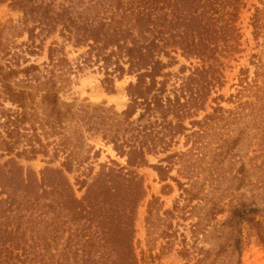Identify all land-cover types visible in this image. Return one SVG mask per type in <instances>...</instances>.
<instances>
[{"label": "trees", "instance_id": "1", "mask_svg": "<svg viewBox=\"0 0 264 264\" xmlns=\"http://www.w3.org/2000/svg\"><path fill=\"white\" fill-rule=\"evenodd\" d=\"M9 1L24 16L29 44L23 43L26 49L21 51L31 55L43 51L46 40L58 30L63 38L74 40L75 46H88L86 60L94 57L97 62H103L104 81L110 91H114L115 77L136 76V81L127 87L130 102L122 112L126 120L137 113L138 120L159 113L162 123H167L171 113L182 120L193 108L205 110L209 92L224 85V76L213 64L193 66L189 78L198 84L191 88V97L181 101V96L175 93L172 98L166 94L167 77L172 74L169 68L179 63L178 50L186 58L219 61V56L237 53L241 45L237 22L243 0H63L58 4L56 0ZM256 11L253 27L257 35L261 21L259 9ZM4 50L6 57H14L16 53L13 47L6 46ZM47 57L49 61L43 63L44 69L41 64H27V57L24 65L13 64L10 58L0 63L4 101L19 108L8 112L5 123L30 121L28 115L30 110L35 111L36 96L54 116L53 123H61L64 111L60 89L68 84L73 67L65 47L56 39L48 45ZM186 68L182 65L181 71ZM224 98L222 94L214 97L213 112L194 123L219 118L216 115L225 110L220 103ZM176 127L180 128L178 132L187 129L182 122ZM112 142L118 154L127 158V166L112 160L110 165L102 164L90 182L86 176L73 183L69 177L73 170L70 159L60 167H46L37 172L23 165L21 159H35L38 151L34 148L16 151L11 143L0 141V151L4 150L0 152V264L139 263L135 221L137 208L146 196V185L136 169L152 167L161 180L172 178L179 186L183 184L170 176L171 167L163 164L176 153L158 163H149L147 154L158 153L159 145L163 151L169 149V142L163 138L142 140L138 144L127 139L118 142V138ZM6 156L10 157L3 160ZM75 185H79L78 190L85 188L82 197L77 196ZM156 200L153 196L149 201V213ZM35 211L44 219L52 213L56 221L67 218L63 225L71 224L65 243L55 247V252L49 249L48 236L38 238L34 251L27 249L29 238L24 224L27 213L31 217ZM259 212L258 207L244 205L236 207L231 217L236 223L237 218L247 222L264 246V220ZM53 231L65 232L57 228ZM38 232L46 234L41 229ZM235 242L237 248L241 247L239 235Z\"/></svg>", "mask_w": 264, "mask_h": 264}, {"label": "rangeland", "instance_id": "2", "mask_svg": "<svg viewBox=\"0 0 264 264\" xmlns=\"http://www.w3.org/2000/svg\"><path fill=\"white\" fill-rule=\"evenodd\" d=\"M257 9L261 29L256 35L253 15ZM237 26L241 45L234 55L203 62L195 57L186 58L178 50L179 63L169 68L172 74L167 77L166 94L174 98L176 93L181 101L190 98L191 88L197 87L198 82L189 78L193 66L213 64L222 72L224 85L209 92L205 110L193 108L182 120L171 113L167 123H162L159 113L142 120L137 119V113L126 120L122 112L130 102L127 87L136 81L135 75L115 77L114 91H110L104 81L103 62H97L94 57L86 60L88 46H75L74 40L63 38L58 30L46 40L43 51L32 55L21 51L26 49L22 44L28 42L23 12L12 7L9 0L1 2V64L10 58L13 64L24 65L27 57V64H41L44 69L43 63L49 61L47 47L56 39L65 47L73 72L68 84L60 89L64 111L61 123H53L54 116L40 103L39 96H36L35 111L30 110L28 115L30 121L5 123L8 112L19 108L4 101L0 78V141L11 143L16 151L32 148L38 151L35 159H21L23 165L37 172L46 167H60L70 159L73 170L69 177L77 183L76 179L86 176L90 182L101 165H110L112 160L127 166V158L115 149L114 138L118 142L134 140L136 144L163 138L169 142V149L163 151L159 145L158 153L147 154L149 163H158L176 153L163 164L171 167L169 175L179 179L183 187L172 178L161 180L152 167L136 169L146 185V196L137 208L135 221L138 264H264V246L254 229L239 218L236 223L231 217L236 207L245 205L258 207L264 220V0H243ZM6 46L13 47L14 57L5 56ZM182 65L187 66L184 72ZM220 94L225 97L220 101L225 110L216 115L219 118L194 123L213 112L212 107L216 106L213 98ZM181 122L187 129L178 132L180 128L176 124ZM78 187L75 185L77 196L82 197L85 188L78 190ZM153 196L157 200L149 213ZM38 214L35 211L29 217L27 213L24 224L29 238L27 249L34 251L38 238L48 236L49 249L55 252V247L65 243L71 224L63 225L67 218L56 221L52 213L46 219ZM56 228L65 232L54 233ZM40 229L46 234L39 235ZM238 235L241 247L237 248Z\"/></svg>", "mask_w": 264, "mask_h": 264}]
</instances>
